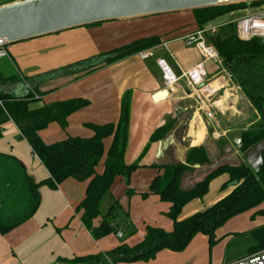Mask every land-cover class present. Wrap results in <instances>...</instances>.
<instances>
[{"label": "crops", "instance_id": "crops-1", "mask_svg": "<svg viewBox=\"0 0 264 264\" xmlns=\"http://www.w3.org/2000/svg\"><path fill=\"white\" fill-rule=\"evenodd\" d=\"M14 1L18 0H8L0 6ZM238 16L231 14L222 17L213 26L221 28L233 23ZM199 29L194 13L186 12L109 22L5 47L8 57L0 60V72L5 77L17 76L19 80L3 88L9 94L22 96L35 88L26 79L37 78L138 41L158 39L140 52L91 73L59 77L40 86L44 94L36 104L38 108L76 99L89 102L88 106L68 118L66 129L53 123L40 136L47 145L70 137L91 138L94 133L88 125L119 122L122 98L130 91L131 120L125 163L132 165L139 161L155 132L170 122H174V125L169 135H174L175 142L162 157L159 156V142L162 140L152 143L140 161L141 168L131 175L129 186L125 177H119L120 185H125L126 189L127 198L124 200H127L129 224L133 230H141L138 239L124 241L118 238V241L114 235L95 239L77 211L85 198L89 182L67 180L57 190L41 187V204L35 215L10 233L0 234V264H54L59 259L105 254L122 243L130 247L138 245L146 236L148 227H158L168 232L173 230L174 222L167 215L170 204L162 202L156 195L143 197L149 192L152 182L163 174L162 167L185 163L186 153L191 148L216 145L218 141L226 143L223 146L225 149L216 161H212L208 153L210 164H216L223 158V161L228 160L230 150H236L234 138L241 137L239 133L254 124V117L247 119L251 110L248 100H244L242 92L232 84L220 64L219 68L215 62L204 64L207 73L205 82L196 90L190 89L183 79L173 91L167 89L158 62L165 61L178 78L203 63L199 49L186 45L187 37ZM145 53L150 56L142 59L141 55ZM183 125L184 134L178 135L177 131ZM2 130L0 154L20 160L36 183L48 179V171L21 137L18 127L8 122ZM112 141L109 138L104 142L106 153ZM203 170L197 168L193 176H188L184 188L189 187L193 179L199 178ZM97 173H103L102 165L97 168ZM229 180V175L216 180L217 190L213 195L220 196L216 203L232 191L231 185L224 187ZM219 186L225 190V194L221 193L222 190L218 191ZM128 188L135 194L129 196ZM138 199H142L144 211L135 212V217L132 204ZM201 203L198 199L186 205L179 219L185 220L208 209L202 207ZM108 213H101L94 227H99ZM250 213L254 226L233 234L243 235L264 226V216L253 217L254 212ZM111 224L117 229L121 228L114 216ZM217 233V239H224L226 243L233 239L231 235L219 237L223 233L221 229ZM229 247L225 253L214 255L208 238L197 235L182 252L163 250L148 262L121 264H235L241 260L237 258L238 250L234 248L229 252Z\"/></svg>", "mask_w": 264, "mask_h": 264}, {"label": "trees", "instance_id": "trees-1", "mask_svg": "<svg viewBox=\"0 0 264 264\" xmlns=\"http://www.w3.org/2000/svg\"><path fill=\"white\" fill-rule=\"evenodd\" d=\"M262 7L264 2L208 8L193 13L197 25L204 29L213 26L214 22L222 17L239 15L243 11ZM157 41L158 39L138 41L37 78L26 79L35 88L22 96L9 94L3 88L19 78L5 77L0 72V139L3 136L2 127L8 122H13L50 175L48 179L36 183L30 178L20 160L14 156L0 154V234L10 233L35 215L41 204V187L57 190L67 180L89 182L85 198L77 207V211L81 213V220L93 237L101 239L117 233V227L111 224L113 210L103 217L99 227H94V222L101 217L102 199L110 192L118 177H125L127 185H130L131 175L141 168L140 161L151 144L164 140L170 134L174 122L157 130L139 161L127 165L125 155L132 102L130 91L122 98L120 120L117 124L88 125L94 133L93 137H70L51 145L44 143L40 133L53 123L66 129L68 118L88 106L89 102L76 99L44 108H38L36 104L44 94L40 91V86L45 83L63 76L91 73L140 52ZM209 42L217 49L223 60L222 68L235 78L238 88L248 100L255 115V124L239 133L243 141V151H246L264 139V45L260 39L239 40L234 23L219 28L214 36L209 37ZM36 97H39V100ZM109 138L113 141L106 153L104 142ZM210 163L203 147L192 148L188 151L184 164L162 167L163 174L152 182L149 192L143 196L156 195L163 202L170 204L167 215L174 222L171 232L158 227H148L146 236L136 246L130 247L122 243L105 254L59 259L54 264L148 262L163 250L184 251L197 235L206 236L212 248L221 241L217 239V232L231 219L249 212H254L253 217L264 216V164L259 173H255L246 163H242L239 168L222 165L204 177L193 179L192 184L184 188L185 179L195 174L194 166ZM101 165L103 173L98 174L97 168ZM223 175H229L230 178L225 188L230 183H238L233 186L232 191L205 211L180 220L183 208L194 200H202L209 191L210 182ZM127 193L129 196L135 194L130 188ZM235 238L241 239L235 247L239 253L238 259L264 251V226L243 235H235ZM232 250L233 248H229V252Z\"/></svg>", "mask_w": 264, "mask_h": 264}, {"label": "water", "instance_id": "water-1", "mask_svg": "<svg viewBox=\"0 0 264 264\" xmlns=\"http://www.w3.org/2000/svg\"><path fill=\"white\" fill-rule=\"evenodd\" d=\"M259 2L264 0H18L0 6V48L109 22ZM262 43L264 45V39ZM227 76L238 87L232 74L227 73ZM174 142V135L160 141L159 156L162 157ZM234 144L236 150H230L228 160L223 161V158L216 164L194 166L195 170L204 169L200 177L219 166L239 168L242 163L259 173L264 164V139L246 151H243L241 137H235Z\"/></svg>", "mask_w": 264, "mask_h": 264}, {"label": "built area", "instance_id": "built-area-1", "mask_svg": "<svg viewBox=\"0 0 264 264\" xmlns=\"http://www.w3.org/2000/svg\"><path fill=\"white\" fill-rule=\"evenodd\" d=\"M233 23L236 25V36L239 40L250 41L252 39H264V7L249 9L245 15L237 18ZM218 29V26H209L204 29H199L197 32L187 37V47L198 48L202 55L203 63L185 72L182 77L178 78L165 61L160 60L158 62L168 90L173 91L176 84L181 79L186 81L190 89L196 90L205 82L207 73L204 64L206 62H215L221 65L220 55L217 49L209 42V37L214 36ZM7 56L8 52L6 48H0V60ZM149 56L148 53L141 55L142 59H147ZM36 99L39 100V97H36ZM116 235L119 239H123L124 234L122 228L117 229ZM235 264H264V251L243 258Z\"/></svg>", "mask_w": 264, "mask_h": 264}, {"label": "rangeland", "instance_id": "rangeland-1", "mask_svg": "<svg viewBox=\"0 0 264 264\" xmlns=\"http://www.w3.org/2000/svg\"><path fill=\"white\" fill-rule=\"evenodd\" d=\"M7 1L8 0H2V2L0 1V4L1 3H4V2H7ZM246 12H248V10ZM246 12L245 11L241 12V14H239L238 17H241V16L245 15ZM243 13H245V14H243ZM226 19H228V18H226ZM7 57H5V58H7ZM5 58H3V59H5ZM220 62H221V65H222L223 60H222L221 57H220ZM216 65L218 66V68L220 67L219 64H216ZM242 96H243L244 100L247 101L246 97L244 95H242ZM253 117H254V119H253ZM187 118H190V116H188ZM249 118H251L250 120L253 119L252 122H254V124H255V115H254L252 109L247 114V119H249ZM184 128H185V126L183 125L181 127V129L179 131H177V134L178 135L184 134V130H185ZM171 132H172V130H171ZM225 144H226L225 142L222 143V142L218 141V143L216 142V145L215 144L214 145L210 144V145H208L206 147H203V148H204V150H205V152H206L207 155L209 153L212 161H216L223 154V151L225 149L223 146ZM187 153H188V151H187ZM187 153H186V155H187ZM217 179L218 178L213 179L210 182L209 191L205 195V197L201 200L202 201V203H201V206L202 207H206V208L212 207L216 203L215 202L216 199L218 197H220V196H217L216 197V195H213L214 190H217L215 188V186H217V183H216V180ZM228 183H229V181L227 182V184ZM124 186L125 185H122V184L120 185V181H119V177H118L115 180V182H114V184H113L110 192L107 195H105V197L102 199V201L100 203V212L101 213H106V212H109L110 210L111 211L113 210V216L115 217V219H117V223L122 228V231H123V234H124L123 239H124V241H127V239H135V238L138 239L139 236H140V234H141V230H136L135 231V230H133L134 228H131V226L129 224L130 219L127 216V208H128L127 207L128 206L127 205V200L126 201L124 200V198H127V194H126V189H125ZM231 188H233V186H231ZM220 190H222L221 191L222 194H225V190L222 187L219 186L218 191H220ZM137 202H138V204H137ZM137 202L134 201V203L132 204V207L134 209V216L136 215V213H138V212L141 213L142 211H144V209H143L144 206H143V203H142L143 202L142 199H138ZM117 204H118L119 207L117 206ZM121 207H123V208L121 209ZM113 208H115V209H113ZM260 219H256V221H258ZM254 223L255 222L252 221V214L250 212L249 213L242 214V215H239V216L231 219L221 229V231L223 233H220L219 234V237H221L222 235H225L227 237L229 235H231L234 240L233 239L232 240H229L228 243H226V242H224V239H222L221 241H219V243L217 245H215L214 247H212L210 250L212 251V253L214 255H216V254H220V253H225L228 245H230L229 248H231V249L233 248L234 249L237 246V243H239V241L241 239L235 238V234H233V233H242V232L246 231L247 229H249L251 227V225L254 226ZM111 235H114V237L118 240V237H117L116 233H112V234L107 235V236H111ZM107 236H105V237H107Z\"/></svg>", "mask_w": 264, "mask_h": 264}]
</instances>
